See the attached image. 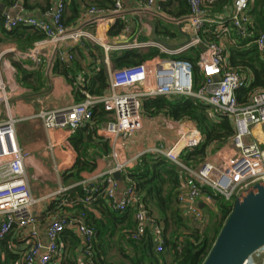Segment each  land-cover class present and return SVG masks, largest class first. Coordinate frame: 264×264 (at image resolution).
I'll use <instances>...</instances> for the list:
<instances>
[{"label": "built area", "instance_id": "obj_1", "mask_svg": "<svg viewBox=\"0 0 264 264\" xmlns=\"http://www.w3.org/2000/svg\"><path fill=\"white\" fill-rule=\"evenodd\" d=\"M163 0H145L148 9L159 10V3ZM250 0H233L232 7L227 8L228 16L218 11L219 17L209 16L205 0H186L188 12L180 17H171L176 23H187L190 28L189 40L178 47H168L161 40H131L114 43L103 42L96 33L84 27L69 28L63 20L65 0H56L52 11L46 17L17 15L3 13L1 25L5 29H12L18 25L30 26L42 33L28 48L14 47L8 52L11 59L20 62L24 68L37 69L47 59H73L71 53L73 45L87 48L88 43H98L108 54L113 51L136 49L146 52L156 49L155 54L135 64L116 67L105 60L108 69V93L92 95L84 93V99L71 105L39 114L47 128H65L73 132L77 128L92 124V109L100 103L106 112V120L102 125V134L112 143V156L116 158V165L106 173L99 174L96 179L80 181L87 192L83 199L65 200L63 203L71 207L73 201L90 205L99 193L107 199L111 210L123 212L133 208L135 228L131 232L132 238L140 239L147 231L153 236L156 251L162 249V228L141 205L140 195L128 177H124L131 167L129 160L118 161V149L125 141L142 127V99L156 95L185 94L196 97L211 107V115H228L232 121L234 133L229 144L237 149L231 155L216 154L196 168L188 167L180 159V154L186 149L197 147L202 142V135L196 125L184 121H176L177 137L169 145L159 144L141 152L160 154L169 162L184 171L180 177V190L177 202L192 220L198 224L197 229L203 231L206 215L200 206V199L204 196L207 203L215 202L214 196L225 200H234L239 194L251 189L253 185L264 183V88L248 91L243 101H239L237 91L248 87L250 75L233 69L228 65L224 46L215 41L203 39L202 33L207 25L216 23L217 28L226 33L234 28L240 35L246 36L251 25L249 14ZM156 6V7H155ZM123 0H114L108 9L97 5H90L85 11L84 25L104 23L108 30L115 17L124 19L122 14ZM124 23V21H123ZM124 32L129 31V25L124 24ZM257 51L264 56V30L254 39ZM201 46L202 50L196 61L202 78L198 81V88L193 90L194 76L192 64L185 59L174 58L175 55ZM166 55V58L163 57ZM30 61V64L27 63ZM12 79L15 68L11 63L2 60ZM217 76V79H215ZM250 76V77H249ZM0 75V99L6 101L11 95L10 79ZM15 121L7 116L0 119V239L7 235L15 226L23 228L31 226V232L36 238L27 252L24 253V264H52L59 254L60 233L70 227L79 237L81 257L88 259L94 254V230L83 220V213L69 216L60 215L53 219L46 228L47 243L41 244L37 240L35 226L38 217L31 211L37 202L29 187L25 158L27 152L19 146L15 134ZM173 124V123H171ZM119 171L125 187L121 196H117L119 181L113 173ZM105 186L100 189L101 182ZM76 184V185H77ZM208 188L212 195L204 193ZM68 188L61 187L52 195L63 196ZM214 195V196H213ZM144 208V209H143ZM263 249L256 251L260 253ZM245 264H255L251 260ZM258 264H264V258Z\"/></svg>", "mask_w": 264, "mask_h": 264}, {"label": "crops", "instance_id": "obj_2", "mask_svg": "<svg viewBox=\"0 0 264 264\" xmlns=\"http://www.w3.org/2000/svg\"><path fill=\"white\" fill-rule=\"evenodd\" d=\"M55 1L56 0H0V19L3 13H8L11 16L30 15L37 18L46 17V14L53 10ZM99 1L101 0H65L63 20L66 21V25L69 28L84 27L92 33H96V35L106 43L131 40L133 38L138 40L159 39L168 47L173 48L185 43L188 36L191 34L189 25L187 23H176L173 21L171 18L173 16L161 10L160 3L159 10L157 11L155 9H148L145 0H123L122 14L124 19L122 20L124 24L129 25L128 32L121 30L118 34L111 35L109 34V29L107 30L104 26V23H100L97 26L84 25L83 18L85 17L87 7ZM216 1L217 0H205L209 16L214 18L219 17L218 11H222L225 16H228V10L226 11L224 7L231 8L233 0H231V3L228 5H212V3ZM72 4L79 9L75 17H70ZM254 4L255 0L249 1L251 25L256 22L255 15L250 13ZM104 8L108 9L110 5L104 6ZM115 20H117V17H115ZM207 26V32H209L207 34V41L219 42L224 46L226 61L230 66L229 48L234 45L238 47L241 43L240 37L243 36L234 28L226 33L223 31L221 32V29L214 32L217 28L216 23H211ZM262 30H264V28H258L257 34ZM251 34H253V30L248 29V34H246V36H250ZM0 38L2 39L0 41V75L3 78H9L6 67L2 65V60L4 59H7L15 68L12 79L9 78L10 88H13V91H11V95L8 94L6 101L0 99V119H5L7 116L14 119L17 142L21 149L27 152L25 165L29 187L33 196L37 198V202L32 207L31 211L38 217V222L35 226L37 240L45 245L47 243L46 228L48 224L62 213H70L72 210L68 205H64L65 207L62 208L55 207L52 202L56 198H59V196L52 194L61 187L69 189L80 181L96 179L99 174L106 173L115 167L116 158L112 156V143L102 134L103 130L101 128L105 122L104 120L96 129L97 137H94L90 141L91 145L85 151V160L95 165L93 170L81 172V180L79 181H76L74 177H65V174L67 175L71 172V168L79 154L70 143V137L73 135L74 131L71 132L65 128H47L43 124V120L39 114L41 111L62 108L81 101L82 99L78 100L76 98L74 91L83 83L85 77H89L94 73V69L97 65H102L104 67L108 81V69L105 60L108 58L110 64L114 65L111 60L112 52L106 54L98 43L92 44L89 42L87 48L79 46L81 49H74L77 45H73L70 50L71 53L74 54L73 59L64 58L60 60V62H66L67 66L69 65V67L72 68L68 74H65L64 65H62V63L56 64L59 59L54 61L50 60V63H48L46 59L37 69L24 68L20 62L11 59L12 53L8 52L9 49L19 47L15 41L6 38L2 30L1 21ZM252 42L254 43V40H251L250 43ZM243 46L248 47L249 43ZM97 47L100 48L101 52L98 58H96V56L99 55ZM89 50L93 51V57L89 56ZM163 57L166 58V55L163 54ZM262 57L264 58V56ZM27 63L30 64V61H27ZM19 64L21 68L27 71L26 73H22L18 70L17 66ZM83 92L87 91L84 89L81 90V93L84 95ZM107 93L108 87L104 94ZM161 122L162 126L157 125ZM186 122L195 125L191 120H186ZM176 128L177 125L175 120L164 114L150 116L142 113V127L118 149V161L129 160L132 164L129 168H132L135 165V157L141 152L159 144H164L166 146L172 143L177 137ZM218 152H220V150ZM216 153H208L204 161L212 159ZM81 158L84 159L83 157ZM125 185V181L119 179L117 196H121ZM200 202V206L204 211L208 204L204 196H202ZM213 209L217 211L216 207H213ZM92 212L97 219L103 220L108 226L106 233L102 236V238L106 239L111 245V247L107 246L109 250L107 254L108 259L115 260L122 257V254L118 250L119 239L123 230L129 229V227H131L130 225L135 222L134 212L129 215H124L122 212L118 213L121 219L113 221L107 218V210L105 208L101 210L94 209ZM182 212L185 218H190L183 209ZM31 230V226L23 228L15 226L6 237L4 236V241H0L1 261L6 260V253L9 252L15 254V258L9 259L8 264H24V253L28 251L36 239ZM5 248L6 251L4 250ZM126 253H129V255L134 254L129 250H126ZM172 259L171 253H167V263L172 262ZM84 261L85 258L81 257L80 246L73 250L69 246L68 241L62 238L60 239L59 254L53 260L52 264H83Z\"/></svg>", "mask_w": 264, "mask_h": 264}, {"label": "trees", "instance_id": "obj_3", "mask_svg": "<svg viewBox=\"0 0 264 264\" xmlns=\"http://www.w3.org/2000/svg\"><path fill=\"white\" fill-rule=\"evenodd\" d=\"M114 0H101L96 2L99 7L112 6ZM231 3V0H217L212 5L223 6ZM264 0H255V4L250 10V13L255 15V23L249 28L253 30L250 36L240 37V45H234L229 48V64L232 68L246 72L251 76V81L248 87L242 88L237 91L239 101L247 95L248 91L256 88H264V58L258 53L256 45L251 40H254L257 35L258 28H264ZM160 8L167 14L173 17H180L188 12V4L186 0H163L160 2ZM79 9L72 4L71 16L75 17ZM1 21V19H0ZM66 24V21L64 20ZM124 27L123 21L120 19L115 20L114 24L109 28V34H118ZM207 27L202 33L203 39L207 40ZM164 29V27H163ZM209 29V28H208ZM2 30L6 38L16 42L19 48H28L34 41L43 37L42 33L34 30L30 26L18 25L12 29ZM168 31V30H167ZM164 31V32H167ZM210 31V29H209ZM240 36V35H239ZM239 38V37H238ZM2 39L0 38V41ZM249 43L248 47L244 44ZM80 48L78 45L74 49ZM81 49V48H80ZM96 49V47H95ZM99 55L100 57V48ZM201 46H195L187 51L174 56L177 59H185L191 62L194 85L193 90L199 86L198 81L202 78V74L196 65V61L201 52ZM158 54L156 49H150L146 52H141L136 49L124 50L121 52H112L111 60L116 67L127 66L135 64L146 58ZM93 51L89 50V56L93 57ZM64 65L65 74H68L72 68L67 66L66 62L57 60L56 64ZM76 66V63H75ZM18 70L26 73L25 69L21 68L20 64L17 66ZM108 87L107 74L102 65H97L94 73L89 77H85L82 84L76 88L74 94L78 100H83L84 95L81 90H86L92 95H102ZM141 109L143 113L154 116L164 114L167 117L176 121L191 120L195 123L202 135V142L199 146L192 149H186L181 152L180 159L188 167L194 168L202 163L208 153L218 151L223 146L229 143L230 138L234 133L232 121L228 115H211V107L201 101L200 99L185 95V94H169V95H156L152 97H144L142 99ZM106 120V112L100 103L94 105L92 109L91 125L85 124L77 128L73 135L70 137V143L77 151V159L71 168L69 174L65 177H74L76 181L81 180L80 173L83 171H91L94 168V163L85 160L86 149L91 145L90 141L96 136L97 127ZM83 157L84 159H82ZM184 171L178 168L175 164L169 162L164 156L146 152L139 156L137 163L130 168L124 177H128L133 183L135 190L140 195L141 205L145 208L146 212L153 217L155 223L159 224L162 228L163 243L162 249L156 251L155 242L153 241L152 234L147 231L140 239L135 240L131 236V232L135 228V222L130 223L131 227L125 229L119 239L118 250L122 257L115 260L108 259V247L111 245L102 236L107 231L108 226L101 219H97L93 210H107V218L110 220L121 219L117 211L109 208L107 199L102 193H99L95 200L86 206L82 202L73 201L71 203V212L66 213L69 216L78 215L83 213L84 223L92 227L94 230V254L91 262L85 259L83 264H201L208 254L219 230L221 229L226 217L229 215L233 200H225L223 197L213 195L217 211L219 214V221L213 227L212 233H209L206 225L202 232L194 228L192 232L181 233L182 227L186 226V219L183 216L182 209L176 200L179 193L180 177ZM101 182V181H99ZM105 186L101 182L100 189ZM204 193L212 192L206 187L203 188ZM87 192L79 184L67 189L63 196L53 200V205L57 208L65 207L63 199L71 201L77 198L83 199L86 197ZM135 209L127 208L122 213L129 215ZM126 212V213H125ZM62 215H65L62 213ZM111 230V229H110ZM128 230V231H127ZM7 235H5L6 237ZM3 237V238H5ZM2 238V239H3ZM68 241L69 246L74 250L81 245L79 237L75 231L67 227L60 233V239ZM0 241H4V239ZM6 251V248L4 249ZM126 250L132 251L134 254L129 255ZM167 253H171L172 262L167 263ZM6 260L1 261L0 264H8L9 259H14L15 254L6 253Z\"/></svg>", "mask_w": 264, "mask_h": 264}, {"label": "water", "instance_id": "obj_4", "mask_svg": "<svg viewBox=\"0 0 264 264\" xmlns=\"http://www.w3.org/2000/svg\"><path fill=\"white\" fill-rule=\"evenodd\" d=\"M113 177L119 181L120 172L115 171ZM263 247L264 183H259L233 200L232 209L201 264H245Z\"/></svg>", "mask_w": 264, "mask_h": 264}, {"label": "rangeland", "instance_id": "obj_5", "mask_svg": "<svg viewBox=\"0 0 264 264\" xmlns=\"http://www.w3.org/2000/svg\"><path fill=\"white\" fill-rule=\"evenodd\" d=\"M157 125H161L162 126V122L158 123ZM218 151H212V154L217 152L215 158L217 157ZM235 151L237 152V149L233 148L232 145L228 143V144H226L225 146H223L220 149V154L219 155L227 156V155L233 154ZM216 206L217 205H216L215 202H211V203L207 204V208L204 210V213H205L206 219H207V229H209V233L210 234L212 233L213 227L216 226V224L219 221V214L216 213L214 211V209H213V207H216ZM185 219H186V221H185L186 222V226L181 228V230H180L181 233L182 232L183 233L192 232L194 230V228L198 227V224H197L196 221L192 220L191 218H185ZM205 225H204L203 229L205 228ZM262 249L263 250L260 253L253 254L251 256L250 260L253 263L258 264L264 258V248H262Z\"/></svg>", "mask_w": 264, "mask_h": 264}, {"label": "bare ground", "instance_id": "obj_6", "mask_svg": "<svg viewBox=\"0 0 264 264\" xmlns=\"http://www.w3.org/2000/svg\"><path fill=\"white\" fill-rule=\"evenodd\" d=\"M263 248H264V247H263ZM250 259H251V257H250V258L247 260V262H249V261H250ZM247 262H246V263H247Z\"/></svg>", "mask_w": 264, "mask_h": 264}]
</instances>
